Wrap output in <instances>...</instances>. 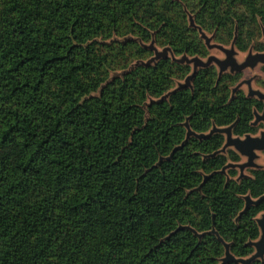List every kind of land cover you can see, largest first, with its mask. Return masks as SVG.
<instances>
[{"label":"trees","instance_id":"16d2710c","mask_svg":"<svg viewBox=\"0 0 264 264\" xmlns=\"http://www.w3.org/2000/svg\"><path fill=\"white\" fill-rule=\"evenodd\" d=\"M199 29L263 52L264 0H0V264H221L212 230L254 253L264 168L221 173L241 157L208 133L256 135L263 102L213 66L162 99L190 66H131L206 58Z\"/></svg>","mask_w":264,"mask_h":264},{"label":"water","instance_id":"95a60500","mask_svg":"<svg viewBox=\"0 0 264 264\" xmlns=\"http://www.w3.org/2000/svg\"><path fill=\"white\" fill-rule=\"evenodd\" d=\"M189 24H190L191 27H194L192 17H189ZM198 31L200 32V29ZM200 38H201V36H200ZM206 43H208V41H206ZM226 53H227V56L231 55L230 52H226ZM198 58L199 57H195V58L192 59V61H194V63H195V68H196V66H200L201 68L208 67L211 59H208V62L205 64V63H202ZM161 59H166V58H161ZM184 59H185V56L183 57V60ZM257 63H264V53H256L254 55L250 54L247 57L246 61L243 64H241V65H236V63H235V61L233 59L228 58L224 64H221L220 73L222 71H224L228 66H230L231 73L242 72L243 69H245L247 67H254ZM143 65H150V64H143ZM195 73L196 72L194 70L192 75L188 78V80H189L188 81V85L186 87L181 88V89H185V88H190L191 87V81L193 80ZM246 84L248 86V95H246V96L250 97V98H256L259 101L264 102V93H262L260 91H257V90H252L250 85H249V81H247ZM166 98L167 97L164 96L162 99H166ZM254 114H255V118H254V121H253L252 124L255 126L258 123L262 122L263 125H264V107H263V110H262L261 113L254 112ZM184 126L187 129L186 139H188L190 136H196L197 138H204V137H206V136H208V135H210L212 133L224 134L226 136V139H225V143H224V145H223V147L221 148L220 151H224L226 148H233L235 150V152L240 157H244L246 159V161L244 163H242V164H229V165L227 164L226 167H224L220 171L221 173L224 174V171H225L226 168H229V167L234 168L236 166L239 169L240 178H241L243 176V172H244L245 169H248V168L260 169V168H255V166H256L255 165V160L257 159V152L264 151V128L259 133V136H253V135L247 134V135H245L243 137H236V136H233V134H232L233 125H231L229 127H226V128L213 127L211 129V131L208 133V135H204V134L195 135L189 129V126H188L187 122H185ZM180 147L174 148L173 151L171 152L170 156L176 150H178ZM170 156L167 159H169ZM262 200H264V195L261 196L257 200H252L249 196H245L244 197V201H245L244 211L249 206L257 205ZM261 221H264V212L259 218L258 217L256 218V223H257V226L259 228L260 235H259V239L257 241L250 243L253 246V248H254V253L250 257H248L246 259L235 258L230 253L228 244L224 243L222 241V239L217 235V233L214 230H212L210 232L212 234H215L217 236L218 240L223 244V247H224V250H225V254H224V258L221 259V264H227V263L250 264L254 260H262L263 259V257H264V227L261 226V224H260ZM196 235L198 236V238L201 237V235H198V234H196Z\"/></svg>","mask_w":264,"mask_h":264},{"label":"rangeland","instance_id":"374dc122","mask_svg":"<svg viewBox=\"0 0 264 264\" xmlns=\"http://www.w3.org/2000/svg\"><path fill=\"white\" fill-rule=\"evenodd\" d=\"M199 34H200V36H201V38L203 40L204 45L206 46L207 50L209 51V54H208V56L206 58H200L199 57L198 59L202 63H205V64L208 62V59H211L208 67L209 66H213L216 69L218 78L224 73L235 74V73H231L230 66H228L224 71H222L220 73L221 64H224L228 58L233 59L235 61L236 65H241V64H243L246 61L247 57L250 54L254 55L256 53H264V51L263 52H254L252 50V47H250L245 52H240V51H238L235 48V44H234L235 40H232L229 44L224 45V44H220V43L215 42L214 38H213V35L205 32L203 30H200ZM206 41H208V43H206ZM260 41L264 44V36L263 35H262V38L260 39ZM143 45H144V47H146L147 49H149L152 52V56L150 58L146 59V60L133 61L131 63V66L134 65V64H153L158 59L170 58V59H172V60H174V61H176L178 63L181 62L180 64L188 65L191 68L190 73L184 79L177 80V81L174 82L172 89H170L168 91V93L165 95V97H168V95H170L172 92H174L176 90H179V89H181L183 87H186L188 85V81H189L188 78L192 75L194 70L196 72L199 69H202L200 66H196V68H195V63H194V61H192V59L195 58V57H189L187 55H182L180 57H175L172 54V51L169 50L167 47H158V46H156L154 44L153 41H151L148 44H143ZM226 52H230L231 55L227 56ZM184 56H185V59L183 60ZM263 67H264V63H257L254 67H247V68L243 69L242 72H238V73H242V77L239 80V82L234 87H232L231 95H233L237 90H241L246 95H248V86L246 84L247 81H249V85H250L252 90H257V91H260V92L264 93V88L259 85L260 81H264V75H263V72H262V68ZM112 74L113 75L114 74H119L120 75L121 72L117 71V72H113ZM151 101H153V100H151ZM257 125H261L262 128L259 130L258 134H256L255 136H259V133L264 128L263 123H258ZM224 137L226 139L225 135H224ZM228 149H232L233 151H235L233 148H226L224 151H220V153H226V151ZM245 161H246V159L244 157H241L240 162L236 163V164H242ZM229 164H233V163H228V165ZM255 165H256L255 168H264V152H257V159L255 160ZM229 168H232V167H229ZM229 168H226L224 173ZM234 169L237 170V179H239L240 178L239 169L236 166L234 167ZM251 169H254V168L245 169L244 172H243V176L241 178L249 176V171ZM262 214H260L258 216V218Z\"/></svg>","mask_w":264,"mask_h":264},{"label":"snow or ice","instance_id":"6c2138e0","mask_svg":"<svg viewBox=\"0 0 264 264\" xmlns=\"http://www.w3.org/2000/svg\"><path fill=\"white\" fill-rule=\"evenodd\" d=\"M260 224L262 227H264V221H261Z\"/></svg>","mask_w":264,"mask_h":264},{"label":"flooded vegetation","instance_id":"af4514ba","mask_svg":"<svg viewBox=\"0 0 264 264\" xmlns=\"http://www.w3.org/2000/svg\"><path fill=\"white\" fill-rule=\"evenodd\" d=\"M258 100V99H257ZM262 102V101H261ZM263 104H264V102H263ZM260 123H262V122H260ZM256 126V125H255ZM259 132V131H258ZM258 134V133H257ZM253 136H255V135H253ZM262 152H264V151H262Z\"/></svg>","mask_w":264,"mask_h":264}]
</instances>
